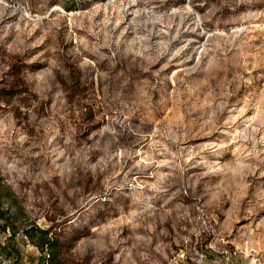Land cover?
Returning a JSON list of instances; mask_svg holds the SVG:
<instances>
[{
  "label": "rangeland",
  "instance_id": "374dc122",
  "mask_svg": "<svg viewBox=\"0 0 264 264\" xmlns=\"http://www.w3.org/2000/svg\"><path fill=\"white\" fill-rule=\"evenodd\" d=\"M52 257L264 264V0H0V264Z\"/></svg>",
  "mask_w": 264,
  "mask_h": 264
},
{
  "label": "trees",
  "instance_id": "16d2710c",
  "mask_svg": "<svg viewBox=\"0 0 264 264\" xmlns=\"http://www.w3.org/2000/svg\"><path fill=\"white\" fill-rule=\"evenodd\" d=\"M180 13H186L188 15V18L182 22L181 30L179 31L177 41L178 40L182 41L183 39H188L189 37H193L194 38V41H193L194 44L193 45L195 46L194 53H196L199 46H200L199 44H201L202 42L204 44H206L208 42V40L210 39V36H208L206 38L207 33L210 32V29L203 27L201 25V23H198L196 15H194L190 9H188V8L179 9L177 12L174 13V15L179 16ZM125 14L128 15L129 12L125 11ZM185 25H188V26L185 28ZM193 54H192V56L189 57L190 59L188 61H186V62L182 61L180 63L181 64L189 63L193 59ZM39 231L42 234L46 233V230H40L39 229ZM47 243H49V239L45 240V244H47ZM48 245L51 246L53 244L49 243ZM52 260H53V257L50 260L51 264H63L61 261H52Z\"/></svg>",
  "mask_w": 264,
  "mask_h": 264
},
{
  "label": "bare ground",
  "instance_id": "6f19581e",
  "mask_svg": "<svg viewBox=\"0 0 264 264\" xmlns=\"http://www.w3.org/2000/svg\"><path fill=\"white\" fill-rule=\"evenodd\" d=\"M211 34V33H210Z\"/></svg>",
  "mask_w": 264,
  "mask_h": 264
}]
</instances>
